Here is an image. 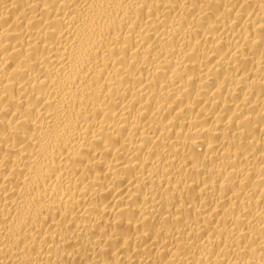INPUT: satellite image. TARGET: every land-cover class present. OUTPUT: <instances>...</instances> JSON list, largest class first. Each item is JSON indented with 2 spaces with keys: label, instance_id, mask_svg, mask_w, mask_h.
<instances>
[{
  "label": "bare ground",
  "instance_id": "obj_1",
  "mask_svg": "<svg viewBox=\"0 0 264 264\" xmlns=\"http://www.w3.org/2000/svg\"><path fill=\"white\" fill-rule=\"evenodd\" d=\"M0 264H264V0H0Z\"/></svg>",
  "mask_w": 264,
  "mask_h": 264
}]
</instances>
